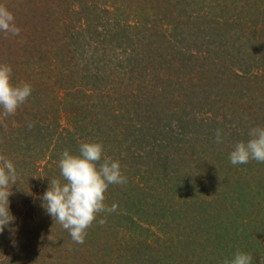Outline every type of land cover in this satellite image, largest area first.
<instances>
[{
    "label": "trees",
    "instance_id": "trees-1",
    "mask_svg": "<svg viewBox=\"0 0 264 264\" xmlns=\"http://www.w3.org/2000/svg\"><path fill=\"white\" fill-rule=\"evenodd\" d=\"M0 4L21 28L18 36L0 32V64L12 67L14 85L33 89L14 115L0 108V154L18 174L9 197L15 219L0 233V264H49L45 258L66 264L69 257L75 264L88 258L94 264H224L237 251L250 253L252 264H264V234L257 238L264 232V163L250 160L247 172L240 168L220 182L209 167L197 181L217 186L212 197L204 195L205 206L199 196L165 204L156 187L168 178L172 183L168 174L161 177V165L198 158L192 151L212 146L198 122H184L188 112L180 110L188 104L194 107L190 115L210 113L207 105L224 111L244 97L248 101L249 94L255 101L264 93V0ZM179 81L186 90L176 87ZM256 82L262 84L253 89ZM192 87L197 94L190 101ZM253 127L240 126L233 138L246 142ZM84 142L102 143L104 158L120 162L127 183L109 186L105 204L116 210L99 213L78 244L46 212L41 197L50 180L62 179L63 151L78 155ZM229 155L224 160L232 165ZM173 182L181 185L183 178ZM218 187L225 196H218ZM168 194L176 196L171 189ZM23 211L27 216L19 215ZM15 229L25 240L36 236L29 249L7 248Z\"/></svg>",
    "mask_w": 264,
    "mask_h": 264
},
{
    "label": "clouds",
    "instance_id": "clouds-1",
    "mask_svg": "<svg viewBox=\"0 0 264 264\" xmlns=\"http://www.w3.org/2000/svg\"><path fill=\"white\" fill-rule=\"evenodd\" d=\"M0 32L6 36H18L14 14L0 4ZM33 89L28 83H12V67L0 64V108L4 115H14L26 102ZM29 123L28 127H33ZM249 139L235 144L229 155L232 165L247 164L250 160L264 163V127H253ZM216 142L222 143V130H216ZM62 179L50 180L49 187L41 197L46 212L67 230L75 243L83 244L87 230L101 212H113L116 205L105 204V193L110 185H123L127 177L121 171L120 162L104 158V146L100 142L80 144L79 154L73 155L66 149L58 161ZM18 174L14 163L0 154V233L15 219L9 209L12 186L17 184ZM101 224L103 220L99 221ZM250 253L237 251L224 264H252Z\"/></svg>",
    "mask_w": 264,
    "mask_h": 264
},
{
    "label": "rangeland",
    "instance_id": "rangeland-1",
    "mask_svg": "<svg viewBox=\"0 0 264 264\" xmlns=\"http://www.w3.org/2000/svg\"><path fill=\"white\" fill-rule=\"evenodd\" d=\"M91 16L94 17V14H92ZM235 61L239 62V60L236 58L234 60H232V62H235ZM227 63H229V61ZM261 84L262 83H260V84L257 83L253 87V89L257 88ZM176 87L178 89L181 87L184 90L187 89V86L184 83H182L181 81L176 83ZM215 88H216V86L214 85L213 87H211L210 90L215 91L216 90ZM191 90H190L191 92L188 93V95H191L190 97H188V99L190 101L197 94V92L195 91L196 88L194 89L192 87ZM163 95L165 96L166 93ZM235 97H236V95H235ZM259 97H261V98L255 99V101H253L252 100V94H249L248 101L245 102L244 100L246 98L244 97L243 100H240L238 102L237 106H235V105L231 106V107L225 106L227 108L224 107L226 109L224 111L217 109L215 107L213 108L211 105H207L205 108H212V109L208 110V112H210V113H206L203 111V113L199 112L195 115H190L189 112L194 110V107L193 106L191 107L188 104L186 107L184 106L185 108L183 110H180L181 113H186V111L188 112L186 114V117L183 120L184 122L192 123V120H195L198 122L196 124L200 125L201 127L197 128V130H199L201 132V134H203L204 138H205V133L208 134L207 138L212 139V140L208 141V143L209 144L212 143L211 144L212 146H209L207 149H204V147L201 149L196 148L195 149L196 151H192V152H195L199 156L198 158L186 156L182 160H178L177 162L168 161L165 166L161 165V167H160L161 177L163 175H165V173L168 174L170 176V178L172 179V183L167 182V181H171V180L166 175L168 179L165 182H160L159 184H157L156 187L162 193V196L159 199L163 200V202L165 204L176 203L177 201L180 204H182L185 202H188V203L192 202V200L195 196H199L200 199L198 202L201 201V198H204V195L206 198L212 197L211 191L213 189H215L217 186H215V184H212V183L203 185L202 179H205V178H202L201 182L199 184L197 182L198 177L206 176L208 174L209 167H212V166H214L213 169H216L219 179L221 178L219 180V182L224 178V176L226 174H228L227 176L231 177L230 175H233L234 171H239L240 168L242 170H244L245 172H247L248 166H251V165H249V164L228 165L225 163L224 159L228 157L229 152L234 150L235 144L242 141L241 139L235 140L233 138L236 134L241 133L240 126L245 127L244 128L245 130H247L250 125H255V124L257 127L258 126L264 127V105H262V106L260 105V104H264V93H262ZM259 106H261V107H259ZM250 107H252V108L250 109ZM257 107H259V108L256 109ZM247 108L250 109V110L248 109V112H249L248 114L246 113ZM222 112L227 117L223 116ZM242 112L244 113L243 118H241V119H244L243 121L241 119L239 121L234 119L236 122H230V119L232 116L240 117ZM255 112L257 114H259L260 117L254 118ZM213 114H216V116H214ZM199 118H201L200 121H198ZM170 128H171V130H175V128L174 129L172 128V125ZM217 129L222 130V137H223L222 143L216 142L215 137H216V130ZM165 130L169 131L167 128H165ZM229 147H232L233 149H229ZM223 150H225L226 152L222 156ZM194 159H196V160L194 161ZM228 168H229V170H228ZM249 168L252 169V167H249ZM227 176H225V178ZM193 177H195V178H193ZM173 178H175V179L176 178H183V183H182L183 185L182 184L181 185L175 184L173 182ZM220 185L223 186L224 181L221 182ZM169 189H171L172 191H174L176 193L175 198L172 197L170 194H168V196L166 195V192H168ZM115 190H114V188L112 189V194L117 193L116 192L117 190L116 191ZM176 191H178V192H176ZM216 193L218 194V196L219 195L225 196V192L222 191L221 187H218L216 189ZM207 195H210V197H208ZM258 196H259V194H258ZM154 199H156V198H154ZM41 202L43 204V201H41ZM41 202H40V204H41ZM206 203H208V201L204 198L203 199V205L205 206ZM17 207H18V204H17ZM256 207L257 206H255L254 209H256ZM24 213H26V212L23 211L19 215H23ZM23 216H27V215H23ZM33 217L36 218L37 216H33ZM18 221H20L19 218H18ZM256 223L257 222H253L251 228ZM14 232H15L16 237L11 236V238L8 241L7 248H9L10 250H12L14 248L15 252H17L19 246L21 247L22 244L26 245V247H24L25 248L24 250H26L29 247L30 242H33V240L35 241V239H36V236H35V238L33 240H30V239L25 240L23 232H21L22 237H20L21 235L16 232V229L14 230ZM245 233L247 235L250 234L248 229ZM263 234H264V232L262 231L257 236V238H260L261 235H263ZM37 239H38V236H37ZM84 248H85V253L91 252L87 245ZM84 256H86V254H84ZM45 260H47L49 264H51V263L56 264L55 261L52 259L50 260V258H45ZM64 261H66V264H75L74 260L71 257L65 259ZM15 263H17V262H15ZM94 263L95 262H94L93 258L84 259V262H83V264H94ZM5 264H7V263L5 262ZM17 264H20V263H17ZM25 264H30V262L26 260ZM59 264H61L60 261H59Z\"/></svg>",
    "mask_w": 264,
    "mask_h": 264
}]
</instances>
